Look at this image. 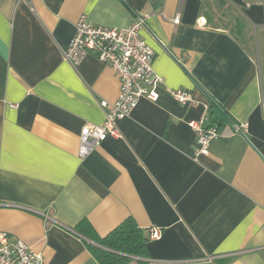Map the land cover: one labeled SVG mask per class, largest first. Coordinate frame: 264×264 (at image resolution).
<instances>
[{
  "label": "crops",
  "instance_id": "1",
  "mask_svg": "<svg viewBox=\"0 0 264 264\" xmlns=\"http://www.w3.org/2000/svg\"><path fill=\"white\" fill-rule=\"evenodd\" d=\"M137 14L150 16L159 99L81 160V131L104 122L120 80L96 55L74 68L63 51L82 16L122 29ZM208 104L226 116L210 108L221 136L196 163L189 122ZM130 218L152 264H264V0H0V232L44 264H101L78 227L106 237Z\"/></svg>",
  "mask_w": 264,
  "mask_h": 264
},
{
  "label": "built area",
  "instance_id": "2",
  "mask_svg": "<svg viewBox=\"0 0 264 264\" xmlns=\"http://www.w3.org/2000/svg\"><path fill=\"white\" fill-rule=\"evenodd\" d=\"M149 14H137L128 28H112L93 24L86 15L76 24V32L63 59L77 68L90 54L96 55L100 62L110 66L120 80V92L113 103L103 101L105 120L100 125L86 126L80 135L78 155L86 159L109 137L121 138L118 123L129 118L141 99L157 101L159 88L164 85L163 78L154 69L156 52L141 37V31L148 28ZM180 23V18L173 20ZM166 90L182 105L194 104L193 93L189 90ZM16 107V106H14ZM210 104L205 106L204 114L197 120H191L196 148L193 160L200 162L210 153L211 143L221 136L216 125H206L209 119ZM247 124H235V132L245 135ZM150 240H160L162 230L153 226L149 230ZM0 264H44V256L19 239L6 232H0Z\"/></svg>",
  "mask_w": 264,
  "mask_h": 264
},
{
  "label": "trees",
  "instance_id": "3",
  "mask_svg": "<svg viewBox=\"0 0 264 264\" xmlns=\"http://www.w3.org/2000/svg\"><path fill=\"white\" fill-rule=\"evenodd\" d=\"M213 114L225 112L216 105ZM224 119V117H222ZM78 232L90 242L88 248L101 264H152L146 249L147 239L136 222L130 218L106 237H100L89 224L84 221L78 227Z\"/></svg>",
  "mask_w": 264,
  "mask_h": 264
}]
</instances>
